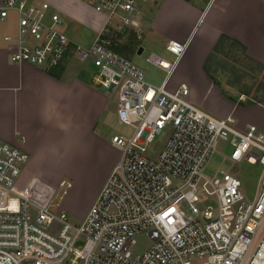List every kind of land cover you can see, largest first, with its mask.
Instances as JSON below:
<instances>
[{"label":"built area","instance_id":"built-area-1","mask_svg":"<svg viewBox=\"0 0 264 264\" xmlns=\"http://www.w3.org/2000/svg\"><path fill=\"white\" fill-rule=\"evenodd\" d=\"M80 1L108 14L87 46L63 33L49 4L0 0V21L15 15L14 32L1 36V47L10 64L45 71L77 54L90 60L96 72L89 83L114 92L118 118L131 133L111 137L119 160L78 225L68 223L64 212L51 213L15 193L29 157L0 139V264H264V133L252 124L238 129L233 119L195 105L185 83L168 87L186 42L167 41L164 49L174 57L167 67L154 55L146 59L165 73L157 87L114 50L127 28L137 26L131 17L136 5L148 0ZM167 126L164 147L155 160L148 159L146 147ZM218 142L229 148L231 163L260 167L251 199L231 170L211 178L203 174ZM64 186L70 184L60 182ZM30 206L37 211L33 220ZM138 234L151 245L135 255Z\"/></svg>","mask_w":264,"mask_h":264},{"label":"rangeland","instance_id":"rangeland-1","mask_svg":"<svg viewBox=\"0 0 264 264\" xmlns=\"http://www.w3.org/2000/svg\"><path fill=\"white\" fill-rule=\"evenodd\" d=\"M153 1L155 0H148L143 4L138 3L136 5L138 15H135L136 12H134L131 17L136 21L137 19L139 21L141 16L151 18L155 13ZM156 1L160 4L162 0ZM80 2L88 7H84L85 11L76 8L74 12H77L78 18L89 20L92 27L94 26L97 30L99 27L101 28L108 14L94 5ZM51 11L56 12L61 18L62 30L67 37L72 38L73 35L80 34V29L73 28V26L75 27L73 22L69 24L66 21H69V14L53 7H51ZM115 21L116 19L113 18L110 24H115ZM79 22L82 24L81 21ZM14 29L15 15L9 13L8 17L0 22V35L13 34ZM158 29L152 30L149 25H142V22H139L138 28L128 27L116 44L118 49L129 46L130 52L121 54L138 66L145 73L146 81L156 87L161 83L165 73L149 64L146 59L154 55L168 64H171L174 60V57L164 49L167 41L172 37L169 24L160 25ZM217 47L208 56L209 58L207 57L208 61L206 59L203 62L197 58L191 59V48H188L189 52L184 53L169 76L168 87L174 89L179 84L185 83L190 90V99L195 105L196 103L202 104L203 100L207 101L208 97H210L213 104L217 103L216 96L218 94L229 100L228 97H231V101H241L242 99V104L245 105L253 104V101L259 102L261 93L264 91V67H260V64L245 57L240 47L228 39H222ZM139 50L141 52L137 54ZM4 52L7 54L6 51ZM79 57V54H77L75 62L70 63L69 69L82 70L85 73L84 81L87 82V79L91 78L96 72V68L93 67L90 60L82 61ZM204 64L206 73L203 69ZM211 85L218 91V94H216L217 92H208ZM97 90L99 94L98 102H102L101 107L106 104L102 121L103 134L100 137L105 145H100L97 141L89 143L86 136L80 138L81 140L85 138L86 143L78 140V138L74 142H70L69 140L74 138L67 135L66 140L62 141V143H66L65 150L61 151L62 147L56 149V151H61L60 155H48L39 158L40 161L34 165V168L29 170L30 177H28V180L22 183L20 175L14 185L15 193L26 197L34 206L47 207L48 211L54 214L64 212L68 223L71 225H78L84 218L112 170V165L119 160V151L110 147L111 137L114 135L127 137L131 133L130 128L118 118L119 110L117 101L113 96L114 92L107 94L102 88ZM235 126L238 129L241 128V125L235 124ZM257 128L264 133V120L261 119L260 126ZM170 133L171 127H165L153 142L146 147L148 159L155 160L157 158ZM228 154L229 148L223 142H218L215 152L205 164L203 174L211 178L219 170L225 172L231 170L242 184L244 197L251 199L256 189L260 167L248 165L244 162L231 163L227 159ZM23 168H25V165L22 167V171H24ZM62 181L70 184V188L60 187ZM36 215V209L30 206L32 220ZM54 230L55 227L52 226L50 231L54 232ZM134 238L136 244L133 247V253L135 255L142 254L151 245L150 240L144 234H138Z\"/></svg>","mask_w":264,"mask_h":264},{"label":"crops","instance_id":"crops-1","mask_svg":"<svg viewBox=\"0 0 264 264\" xmlns=\"http://www.w3.org/2000/svg\"><path fill=\"white\" fill-rule=\"evenodd\" d=\"M30 1L44 2L69 14L66 21L80 29V34L68 37L76 45L87 46L100 30V27L98 30L92 27L89 20L78 18L76 8L85 11L84 7H88L78 0ZM153 6V16L139 17V21L135 20L136 27L142 22L152 30H159L158 26L169 24L170 39L186 42L185 53L191 48V59L205 61L219 38L225 36L241 44L251 61L264 66V0H189L187 3L162 0L160 4L155 0ZM75 59L66 60L53 77L28 64H10L0 44V139L28 155L27 166L20 174L22 183L28 180L29 170L39 158L58 156L65 150L67 146L62 141L67 135L74 138L70 142L86 136L89 143L104 144L100 137L106 104L101 107L97 88L91 86L89 78L84 81L82 70L69 69ZM209 91L218 94L212 85ZM216 99L214 104L208 97L207 101L196 105L217 118L233 119L241 128L248 124L259 127L261 119L264 120V98L249 105L242 104V99L231 101L219 94ZM81 141L86 143L85 138ZM59 147L63 148L60 152L56 151Z\"/></svg>","mask_w":264,"mask_h":264},{"label":"trees","instance_id":"trees-1","mask_svg":"<svg viewBox=\"0 0 264 264\" xmlns=\"http://www.w3.org/2000/svg\"><path fill=\"white\" fill-rule=\"evenodd\" d=\"M222 39H228V40H230L231 42H233L234 44H236L238 47H240L241 52L243 53V55H245V54H244L245 49H244V47H243L241 44H239V43H237L236 41H234V40H232V39H230V38H228V37H225V36H221V37L219 38L218 42L216 43V45H215L214 48H213V51H215V50L218 48V47H217V46H218V43H219ZM114 50H115L117 53H119V54L130 52V48H129L128 45H127V46H123V47H121V48H119V49L116 48V46H115ZM121 55H122V54H121ZM245 57H246V56H245ZM208 58H209V57H208ZM206 61H208V59H207ZM253 62H254V61H253ZM204 66H205V64L203 65V69H204V71H205V73H206V69H205ZM261 66H263V65L260 64V67H261ZM263 67H264V66H263ZM263 67H262V69H263ZM60 68H61V66H59V67H57V68H55V69H52V70L46 71V72H47L49 75L55 77L56 74L59 73ZM208 75H209V74H208ZM228 98H230V100H232L231 97H228ZM262 98H264V91L261 93L260 100H261ZM253 102H254V101H253ZM254 103H255V102H254Z\"/></svg>","mask_w":264,"mask_h":264},{"label":"bare ground","instance_id":"bare-ground-1","mask_svg":"<svg viewBox=\"0 0 264 264\" xmlns=\"http://www.w3.org/2000/svg\"><path fill=\"white\" fill-rule=\"evenodd\" d=\"M162 64H163L165 67H167V66H168V65H167V63H166V62H164V61L162 62ZM176 64H177V63H176ZM176 64H175V66L173 67V69H172L171 73L174 71V69H175V67H176ZM171 73H170V75H171ZM170 75H169V76H170Z\"/></svg>","mask_w":264,"mask_h":264},{"label":"water","instance_id":"water-1","mask_svg":"<svg viewBox=\"0 0 264 264\" xmlns=\"http://www.w3.org/2000/svg\"><path fill=\"white\" fill-rule=\"evenodd\" d=\"M181 1H183V2H186V3H187L189 0H181ZM140 52H141V51L139 50L137 54H140Z\"/></svg>","mask_w":264,"mask_h":264},{"label":"snow or ice","instance_id":"snow-or-ice-1","mask_svg":"<svg viewBox=\"0 0 264 264\" xmlns=\"http://www.w3.org/2000/svg\"><path fill=\"white\" fill-rule=\"evenodd\" d=\"M170 211H174V210H170ZM169 213H164L165 216H168ZM171 223V221H169Z\"/></svg>","mask_w":264,"mask_h":264}]
</instances>
